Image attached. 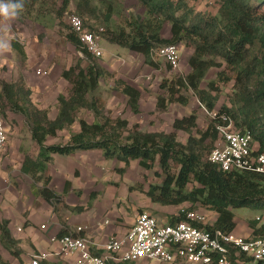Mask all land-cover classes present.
<instances>
[{
	"label": "trees",
	"instance_id": "trees-1",
	"mask_svg": "<svg viewBox=\"0 0 264 264\" xmlns=\"http://www.w3.org/2000/svg\"><path fill=\"white\" fill-rule=\"evenodd\" d=\"M124 1L64 0L58 16L62 18L74 3L89 29L97 31L100 27L92 29L84 17L101 22L105 30L103 38L109 43L143 56L145 64L155 69L159 68L155 53L160 49L169 45L193 49L188 60L190 72L164 79L160 85L157 110L167 111L173 104L187 106L193 96L217 116L209 117L202 129L197 113L193 112L176 119L171 133L143 132L138 124L131 126L127 119L107 117L106 104L99 93L100 81L107 73L70 28L67 40L83 53L88 66L77 64L63 71L72 88L67 95L59 96L56 120L51 121L49 111L33 103V91L22 77L15 82H0L3 112L9 106L12 112L26 116L31 121L32 140L39 147L35 159L25 157L22 171L31 176L35 195L58 212L63 197L51 189L49 175V164L55 154L101 150L105 159L124 164L125 168L116 169L121 174L132 162H139L147 171L158 163L161 173L156 174L162 182L151 185L147 191L153 203L186 204V211L203 212L204 208L217 216L213 229L233 233L237 225L235 209L248 208L264 215V175L245 170L224 172L210 161V156L221 138L218 129L224 124L221 115L231 118L234 130L251 132L253 154H264V0H215L219 4L215 14L197 11L185 0H137L144 15L119 24L114 18L122 19ZM44 8V1L25 0L24 9L17 16L52 28L44 16ZM166 25L170 27L168 37L164 35ZM12 46L26 58L16 41ZM215 68L221 70L217 79L204 88L207 76ZM222 84H232L233 88L229 104L225 105L219 104ZM116 88L127 98L131 111L139 114L141 93L122 80L116 81ZM83 109L94 113L95 121L81 119L80 132L72 133L67 144L47 146V138L56 137L59 131L77 123V114ZM179 133L187 135L186 142L179 140ZM182 219L176 218L171 224ZM61 224L63 231L59 236L63 237L68 235L67 225L64 221ZM256 224L254 221L251 226ZM263 227L253 237L261 235ZM0 233L1 245L19 258V242L13 238L8 221L0 222ZM0 264H8L1 255Z\"/></svg>",
	"mask_w": 264,
	"mask_h": 264
},
{
	"label": "crops",
	"instance_id": "crops-1",
	"mask_svg": "<svg viewBox=\"0 0 264 264\" xmlns=\"http://www.w3.org/2000/svg\"><path fill=\"white\" fill-rule=\"evenodd\" d=\"M25 23V19L18 16L8 20L0 19V43L8 45L6 51L0 52V68L6 66L10 71L9 75H4L2 78L10 83L22 77L33 91L31 96L33 103L41 110H48L49 119L53 121L59 114L57 108L59 96L67 95L72 88L70 82L63 77V70L70 68L81 56L73 49V45L69 42L65 44L63 41L52 45L50 52L47 45L45 46L39 40V36L47 34L43 31V26L32 21L28 27ZM38 27L41 28L40 33H38ZM12 29L17 30V38L11 32ZM34 31L38 35H35ZM2 39L3 42H1ZM13 41H16L23 49L26 58L21 52L13 49ZM102 44H105L101 45L103 56L96 58V63L107 73L101 79L99 89L106 104V114L111 112L113 117L127 119L131 126L138 124L143 132L171 133L174 132L173 123L176 119L195 112L199 126L203 128L200 121L210 116L199 102L200 109L192 107L190 102L187 106L173 104L164 112L157 110V97L146 87L150 76L147 75L144 79L138 74L144 68L148 74L154 69L145 64L143 56L137 53L113 45L105 39L102 40ZM31 45H35L34 51ZM121 49L124 51H120ZM184 49L187 51L189 60L193 49L187 47ZM185 59L187 57L181 58V69L185 72L181 74L182 76L190 72L188 60L185 61ZM38 70L46 71L48 75H37ZM156 71H160V68ZM108 75H111V78ZM116 80L124 81L141 93L139 114L131 111L127 105V98L117 91ZM186 108H192V113L187 114ZM123 112L125 114H122ZM94 121L95 119L92 120ZM17 130L21 131L22 128L17 127ZM79 132L80 125L77 122L59 131L56 137H48L46 145H65L70 141L72 133ZM7 150L8 147L4 152H0V222H9V229L13 238L19 242L18 246L21 250V255L17 258L0 243V255L8 264H26L35 254L48 255L42 264H74L75 258L62 254L59 245L51 241L55 236L60 237L63 231L61 221L66 223L68 235L76 234L78 228H83L82 235L89 237L98 249L104 246L112 236H125L134 225L136 214L141 211H148L162 223L171 224L179 218L178 215L183 208H188L186 204L163 206L151 200H147L142 205L138 204L135 209L131 208L129 202H132L135 195H132V192L130 196L124 193L129 188L125 179L129 174V168L135 162H132L125 173L121 174L116 169L125 168L123 163L105 159L101 150H89L77 151L71 155L52 156L49 164L50 186L63 197V203L57 212L52 205L35 195L31 176L22 171L25 157L35 159L39 153V147H36L32 140L31 132H27L25 141L20 140L17 146L13 145L10 148L9 156H7ZM15 158L18 160L20 158L18 164ZM137 164L140 165L139 162ZM141 207L145 209L141 210ZM213 217L216 221L215 213ZM251 223L245 232H239L236 219L237 225L234 232L244 238H252L259 233L260 225L257 222L256 226L252 227Z\"/></svg>",
	"mask_w": 264,
	"mask_h": 264
},
{
	"label": "built area",
	"instance_id": "built-area-1",
	"mask_svg": "<svg viewBox=\"0 0 264 264\" xmlns=\"http://www.w3.org/2000/svg\"><path fill=\"white\" fill-rule=\"evenodd\" d=\"M68 23L80 43L93 56H103V28L93 31L75 14L68 17ZM155 55L162 58L172 71H180L179 46H166ZM36 74L47 76L48 72L38 70ZM202 108L210 117L217 116L215 111L208 112L204 106ZM221 119L224 122L218 127L221 138L210 161L218 164L224 172L245 170L264 175V154H253L251 132L234 130L233 121L226 115H221ZM8 138L7 128L0 116V152L7 149ZM178 216L183 219L176 224H165L154 214L141 211L136 214L134 225L125 236H112L98 249L89 237L82 235L83 228H78L76 234L55 236L51 241L59 245L62 254L74 257V264L264 263V215L256 219L259 228L263 227L262 234L252 238L213 229L215 221H209V215L204 212L186 211L183 208ZM47 256L35 254L26 264H42Z\"/></svg>",
	"mask_w": 264,
	"mask_h": 264
},
{
	"label": "rangeland",
	"instance_id": "rangeland-1",
	"mask_svg": "<svg viewBox=\"0 0 264 264\" xmlns=\"http://www.w3.org/2000/svg\"><path fill=\"white\" fill-rule=\"evenodd\" d=\"M41 1H44V7H45L44 11H43L44 16L47 19V22L49 24H52L53 27L52 28H44L43 31H45V33H47V34H44L41 37L39 36V40L45 46L47 45V48L51 52L52 51L51 48L53 47L52 45H56L55 43H60L61 41H63L66 44V42H69L67 40V34L71 31V29H70V26L68 24V17L70 15H73V14H78V15H80V14L76 12L75 4L72 3L70 5L69 9L65 12L64 16L62 18H59L58 15H59L60 9L63 7L64 0H40V2ZM185 1L189 4V6H191L195 10L203 12V13L215 14L219 8V4L215 0H185ZM36 7L38 8L39 6H36ZM123 10H124V13H123L122 19L119 17L114 18V21H116V23L124 24L125 19H136V18L142 17L144 15V9H143V7H141V5L138 3L137 0H125L123 3ZM84 18H85L87 24L89 25V27H91L92 29H98L99 27L100 28L103 27V25H101V22H96V20L95 21L88 20V18H86V17H84ZM0 19H2V18H0ZM25 21H26L25 25H28V27H29V25H31L29 23L32 22V20L25 19ZM8 24H9V21H8ZM40 27H38V29H39L38 33H40V31H41ZM11 32H13L15 37L17 38V34H18L17 30L12 29ZM34 32H35V35H38L36 33V31H34ZM169 33H170V27H169V25H166V27L164 29V35L166 37H168ZM6 34L9 37V32H7ZM34 41H36V40H34ZM1 42H3V39ZM101 45H105V44H102V42H101ZM31 47L34 51L35 45H31ZM73 49H75L76 52H79L81 57H79L74 62V64L72 66H75L77 64H81V67H87L88 66V60L85 59L83 53L80 52L74 45H73ZM120 51H124V50L121 49ZM47 56H50V55H47ZM180 56H181V58L187 57V59H185V61L188 60L187 51L184 49V46H180ZM109 57H110L109 54H107V58H109ZM155 61H157L159 63L160 71H156V69L153 68L154 71L151 70L148 74L145 72L146 68H144L143 70H140L138 72V74L142 75V78H144V79H146L147 75L150 76L149 83L146 84V87H148V90L153 95H155V97H158V95L160 93H162V91L160 89V85L162 84L164 79H172L176 75L182 76L181 74H183L185 72L182 69L179 72L172 71L171 68L169 67V65L163 59H161L159 57H155ZM65 69L66 68H64V70ZM219 71H221V70L216 69V68L210 71L209 75L207 76V79L205 80V84H203L204 88L207 87L206 84L209 81H213V80L217 79V74L219 73ZM9 72H10L9 69L6 66H4L3 68H0V82L5 81V80H3L2 76L9 75ZM130 74L133 75V73H131V72H130ZM108 76L111 78V75H108ZM220 87H221L222 92L219 94V98H220L219 104L220 105L229 104L230 97L232 95V89H233L232 84H229V85L222 84ZM0 89H1V86H0ZM191 103H192V107H198L200 109L198 101L193 96H191ZM123 108L125 109V106ZM123 108H122V110H123ZM185 110L187 111V114H191L193 109L192 108H186ZM122 114H125V112H123ZM0 116L3 118L5 127L8 130L9 143L7 146L8 147L7 156H9V154L11 152L10 148L13 147V145L17 146V144L20 143V140H23V141L26 140L27 132H31V121L26 116H24L20 113L12 112L9 109V106H7L5 108V111L3 112V108L1 106V103H0ZM94 116H95L94 113H92L91 111H89L87 109H83V110H81L80 113L77 114V122L79 124V121L81 119H86V120L92 122V120L94 119ZM110 116H111V112H108L107 117H110ZM104 117H106V115H104ZM208 118L209 117L207 116L206 120ZM206 120L202 119L200 121L201 127H203V128L205 127V125L207 124ZM145 126L147 128V126H148L147 121L145 122ZM17 127L22 128V130L16 131ZM186 139H187V135L184 133H181L179 140L182 142H186ZM35 145H36V143H35ZM254 145H255V149H258V144L255 143ZM36 147H38V146L36 145ZM14 148H16V147H14ZM15 159H16L17 164H18L20 158H19V160H18V158H15ZM13 161H14V159H13ZM137 163L138 162H135L133 164V166H131L129 168V171H128L129 174H128L127 178L125 179V183L128 185L129 188H128V191H124V193L126 195L130 196V194H132V193H133L132 195H135V198L132 199V202H129V206L131 208L134 207V209H135V207H137L138 204L142 205L147 200H150L147 196V191H149L151 185H158V184H161V182H162V178H160V176L159 175L157 176V174H156V173H161V170L159 168L158 163L155 165V168L152 171H147V170L143 169ZM136 202H138V203H136ZM140 209L143 210L145 208L141 207ZM201 211H203V212L206 211L205 213H207L209 215V221H212L214 219L213 213H211L210 211H208L204 208H201ZM233 213L235 214L237 222H238V230L237 231H239V232H245V230L248 229L247 227L251 222L255 221L258 217L262 216L259 211H255V210L248 209V208L235 209L233 211ZM233 233H235V232H233ZM235 234H237V233H235ZM245 238H247V237H245Z\"/></svg>",
	"mask_w": 264,
	"mask_h": 264
},
{
	"label": "clouds",
	"instance_id": "clouds-1",
	"mask_svg": "<svg viewBox=\"0 0 264 264\" xmlns=\"http://www.w3.org/2000/svg\"><path fill=\"white\" fill-rule=\"evenodd\" d=\"M24 6H25V0H0V18H3V20H8V19L16 17L17 14L24 9ZM7 48H8V45H4V44L0 43V52L6 51ZM155 57H157V56L155 55Z\"/></svg>",
	"mask_w": 264,
	"mask_h": 264
}]
</instances>
